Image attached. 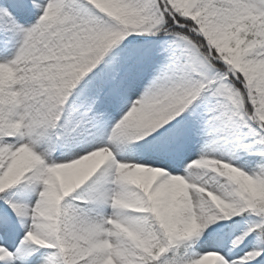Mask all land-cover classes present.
Returning <instances> with one entry per match:
<instances>
[{
	"label": "snow or ice",
	"instance_id": "snow-or-ice-1",
	"mask_svg": "<svg viewBox=\"0 0 264 264\" xmlns=\"http://www.w3.org/2000/svg\"><path fill=\"white\" fill-rule=\"evenodd\" d=\"M0 264H264V0H0Z\"/></svg>",
	"mask_w": 264,
	"mask_h": 264
}]
</instances>
